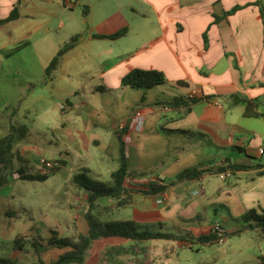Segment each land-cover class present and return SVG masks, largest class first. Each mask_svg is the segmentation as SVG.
<instances>
[{"label": "crops", "instance_id": "1", "mask_svg": "<svg viewBox=\"0 0 264 264\" xmlns=\"http://www.w3.org/2000/svg\"><path fill=\"white\" fill-rule=\"evenodd\" d=\"M70 1L0 0V19L9 16L19 3V17L0 25V38L4 39L0 52L9 55L31 46L38 42L36 35L52 42L51 50L40 63L42 74L37 81L29 78L23 101L28 104L48 98L53 106H44L34 114L25 107L22 112L31 116L30 122L19 124L26 127V135L31 129L41 133L44 128L56 134L57 151H53L52 159L40 155L38 160L41 168V159L56 163L47 172L49 179L57 176L73 181L76 173L86 170L90 176L110 182L112 172L120 165L117 133L138 112L143 115L141 127L130 128L125 136L129 167L137 173L150 174L132 175L130 179L137 187L169 181L195 166L226 165L228 160L251 167L220 174L208 172L162 194L134 193L127 206H119L114 198L99 199L101 219L106 220L105 214L118 209L121 216L108 220H134L141 230L156 223L160 228L179 225L180 215H193L201 208L208 215L220 217L221 222L209 223L208 218H201L193 226L184 223L189 229L186 233L168 232L184 239L104 237L95 242L86 264H182L175 259L179 260L185 250L199 251L197 243L227 244L224 254L243 252L244 247L227 243L228 237L223 243H201L198 236L218 230L217 227L234 233L244 226L242 216L247 210H264V23L258 0H72L76 2L73 8L78 3L89 7L83 20L88 26L82 30L78 22L64 19L63 6ZM236 5L242 8L224 16ZM52 6L50 17L43 20L41 13ZM216 16L220 18L217 20ZM124 28L128 31L120 38L95 36ZM60 30L67 36L56 42L54 34ZM76 34L82 35L79 44L63 55L48 77L46 68L52 58ZM134 68L159 70L166 82L152 88L123 86L122 78ZM179 96L200 101L190 108H171L166 104ZM38 119L45 121L39 123ZM30 143L25 136L16 146L27 162L28 155L36 150ZM234 150L243 157L235 156L233 160ZM77 188L82 191L79 203L75 199L72 203V192H64L68 201L66 216L40 221L48 231L43 237L51 235V228L63 236L76 230L88 231L87 195ZM189 205H193L192 212L186 211ZM103 206L110 208L102 210ZM124 207L131 209L129 214L122 213ZM231 235L249 238V244L257 243L256 260L261 263L264 241L256 232ZM245 244L243 241L241 245ZM117 245L124 246L126 252L109 255L107 250ZM69 249L54 247L41 257L49 263ZM10 251L20 260V249L12 245ZM51 252L54 255L48 257ZM210 261L205 264H215L218 259Z\"/></svg>", "mask_w": 264, "mask_h": 264}, {"label": "rangeland", "instance_id": "2", "mask_svg": "<svg viewBox=\"0 0 264 264\" xmlns=\"http://www.w3.org/2000/svg\"><path fill=\"white\" fill-rule=\"evenodd\" d=\"M72 2L76 6V2ZM73 3L71 4L72 6H68V4L66 7L63 6L64 19L69 22H78L81 30L86 29L88 24L83 22V20L87 18L86 14H84L85 5H83L84 3L79 5L78 3L77 7L73 8ZM53 8V6L46 7L48 10L41 13L43 20L50 17L49 12L54 10ZM72 29L76 30V28ZM65 36H67V33L64 30H60L59 33L54 34L56 42H61V39L65 38ZM35 38L38 42H34L33 45H28L20 50L13 51L9 55L6 54L7 52H0V137L7 132L11 119V121L18 124L30 122L31 116L29 114L25 115L23 114L24 112H22L25 107H28V110L34 114L44 106H53V103L48 98L42 101L29 102L28 104L23 101L24 94L28 91L26 84L29 78H33L36 81L39 79V76L42 74L41 60L44 59L46 53L49 52L52 47L50 44L52 42H48L46 37L36 35ZM3 43L4 39L0 38V47ZM41 54L43 58H41ZM38 95L39 94H37V97ZM33 97H36V95ZM44 121L45 119L37 120L39 123H44ZM26 137L36 150H33L32 153L28 155V162L22 163L27 165L28 169L33 173H47L52 171V168H47L42 164H40L42 168L39 167L38 160L40 155L44 156L46 159H52L54 154L53 151H57L55 145L57 141L56 134L46 128H44L41 133L31 129ZM93 151L96 152L94 149ZM234 151V155H231L233 160H236L235 156L239 158L243 157L240 152ZM22 163L17 161V167L22 165ZM66 190L72 192L73 196L75 195L71 199L73 200L72 203H75L74 199L79 203L78 200H81L82 191L78 190L76 184L72 180H60L57 176H52L47 181H29L22 180L18 172L12 174L10 182L0 190V236H2V242L0 241V258L7 257L15 259L16 257L13 256L14 252L10 251L11 246H15L16 239H21L22 242L25 243L27 250L19 251L20 260L24 263L38 260L34 248L31 245V241L34 236H47L48 234V231H46L40 222L41 220L55 218L57 215L60 217L66 216L67 212H65V209L66 203L68 202L67 198L64 196ZM76 196H78V199H76ZM121 211L124 214H129L131 209L129 207H124ZM186 211L192 212L193 205H189ZM79 212L81 213L82 210H79ZM9 213L11 215H9ZM118 216H121V213L120 210L117 209L115 212L105 214L103 218L108 220ZM180 216L181 223L179 225H164L160 228L156 223L149 224L143 228L182 234L189 231L187 225H184V223L193 226L201 218H208L209 223L213 220L215 222H221L220 217L218 218L214 214L208 215L205 208L196 209L193 215ZM189 217L193 218L189 219ZM34 226H37L38 229H35ZM159 241L160 243L163 242L162 240ZM243 241L246 244L242 246L241 244ZM228 242L235 243L236 247H244V251L233 255L224 254V250L228 247L227 244L203 246L197 243L196 247H201L199 251L185 250L181 253L179 260L175 259V261L182 264H205L206 262H211L210 260L213 258H216L218 261L215 262V264H258L256 254H258L259 245H256L257 243L249 244V238H240L233 235L227 238V243ZM52 255H54V252H51L48 257Z\"/></svg>", "mask_w": 264, "mask_h": 264}, {"label": "trees", "instance_id": "3", "mask_svg": "<svg viewBox=\"0 0 264 264\" xmlns=\"http://www.w3.org/2000/svg\"><path fill=\"white\" fill-rule=\"evenodd\" d=\"M19 3H17L12 9L9 16L0 19V25L10 22L19 17ZM256 4L260 7L261 16L264 23V0H258ZM240 5H236L231 10L227 11L224 16L234 14L237 10L241 9ZM89 7L84 6V14H88ZM220 17L216 16L218 20ZM128 29L124 28L116 33L109 35H95L99 38H111L116 39L124 36ZM81 35L76 34L66 42L57 54L52 58L50 64L46 68V75L49 77L53 71H55L60 64L63 55L79 44ZM166 82L165 75L156 69H142L134 68L122 78V85L129 87H144L152 88L154 86L163 84ZM104 90L105 87H100ZM200 99L191 97L186 99L184 97H175L172 101L166 102L171 108L188 107L199 102ZM249 115H253L248 110L246 112ZM12 120V119H11ZM7 132L0 137V190L10 182V177L14 172L20 174L22 180L29 181H47L50 177V173H33L27 165L22 162H26L24 157L17 151L16 146L26 136V127L16 124L11 121ZM131 120L124 124L118 131V140L120 144V165L112 172V180L105 182L96 179L88 174L86 170L76 173L73 177L74 183L82 189L87 195V205L85 210V218L88 222L89 229L86 233L75 231L68 236L60 235L58 230L50 229L51 235L49 237H43L41 235L34 236L31 245L34 248V252L38 257L37 261L24 263L18 259L12 258H0V264H86L89 251L93 248L95 242L104 237H122L130 240H150V239H167L176 240L184 239L173 233L163 231H153L150 229H139L137 223L134 220H103L100 218L99 199L102 198H114L118 202L119 206H127L131 203L134 193H141L147 196H153L157 194L165 193L170 187L175 186L181 182L197 179L202 177L208 172L223 173L227 170L242 171L251 168L246 164H239L228 160L226 165L215 166L211 168L191 167L185 169L179 173L174 179L169 181L160 182L155 181L149 183L144 187H137L132 183V175H149L150 171H144L137 173L130 169L129 160L127 155V144L125 140L126 134L130 131ZM17 161L22 163L17 167ZM263 174V171H259L258 174ZM0 206H1V194H0ZM109 206H103L102 210H108ZM9 215H11L9 213ZM244 226L241 229L234 231V233H228L226 231L211 230L209 233L201 234L198 236V241L201 243H212L220 238H227L231 234L240 235L244 231H254L257 233L260 240L264 241V210L252 208L245 212L242 216ZM15 248L23 250L25 243L21 239H16ZM70 247L69 250L60 254L56 259L46 263L41 255L43 252L54 248ZM111 256L118 255L126 252V249L122 245L110 247L107 250ZM152 264V263H150ZM260 264H264L262 259Z\"/></svg>", "mask_w": 264, "mask_h": 264}, {"label": "built area", "instance_id": "4", "mask_svg": "<svg viewBox=\"0 0 264 264\" xmlns=\"http://www.w3.org/2000/svg\"><path fill=\"white\" fill-rule=\"evenodd\" d=\"M72 3H73V2L70 1V2L68 3V5H69V6H72V5H71ZM142 123H143V115H142L141 112H138L137 115H136L134 118L131 119L130 127H131V128H136V129H137V128H140V127H141ZM40 163H41L43 166L47 167V168H53V167L56 165L55 162L47 161L46 159H41ZM222 176H223V175H222ZM217 229H218L219 231H222L219 227H217ZM218 241H219V243H223V242H224V238H220Z\"/></svg>", "mask_w": 264, "mask_h": 264}]
</instances>
